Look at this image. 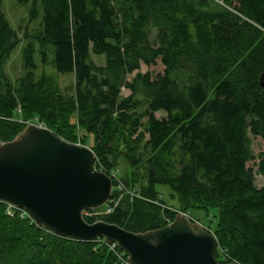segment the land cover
I'll return each mask as SVG.
<instances>
[{
    "label": "trees",
    "instance_id": "trees-1",
    "mask_svg": "<svg viewBox=\"0 0 264 264\" xmlns=\"http://www.w3.org/2000/svg\"><path fill=\"white\" fill-rule=\"evenodd\" d=\"M15 1L30 5L29 21L41 19L37 31L28 35L24 30L19 37L0 0V141H11L24 130L18 122L23 114L24 120L47 124L66 142L76 143L65 132L68 124L58 120L61 102L56 101L55 110L40 108L27 117L25 105L17 112L18 91L29 100L50 93L34 71L36 56L46 65L51 54L56 72L75 81L77 124L71 132L77 126L85 132L84 146L92 137L89 148L97 170L113 177L111 200L84 214L87 223L101 220L132 233L162 228L177 214L156 190L157 184L166 185L180 196L179 212L217 211L210 218L214 226L206 229L217 239L218 262L264 264V187L254 185L255 174L264 176V152L254 155L250 139L264 141V90L259 85L264 0ZM23 41L26 72L15 92L5 66ZM92 56L104 58V65ZM157 61L162 74L139 72L141 65ZM122 89L129 95L122 96ZM158 112L166 116L157 118ZM122 156L130 168L124 175L116 171ZM139 168L145 171L142 185L131 179ZM108 206L111 211L105 213ZM63 242L97 243L98 261L80 253L67 262ZM124 260L127 256L117 246L111 250L102 239L55 236L18 211L8 215L7 204L0 202V264Z\"/></svg>",
    "mask_w": 264,
    "mask_h": 264
},
{
    "label": "water",
    "instance_id": "water-1",
    "mask_svg": "<svg viewBox=\"0 0 264 264\" xmlns=\"http://www.w3.org/2000/svg\"><path fill=\"white\" fill-rule=\"evenodd\" d=\"M264 90V72L259 77ZM113 177L97 170L94 152L49 129L29 124L13 140L0 141V202L24 210L55 236L116 245L128 264H222L217 239L178 212L166 226L132 233L104 221L87 223L84 212L111 200ZM227 264H236L230 262Z\"/></svg>",
    "mask_w": 264,
    "mask_h": 264
},
{
    "label": "rangeland",
    "instance_id": "rangeland-1",
    "mask_svg": "<svg viewBox=\"0 0 264 264\" xmlns=\"http://www.w3.org/2000/svg\"><path fill=\"white\" fill-rule=\"evenodd\" d=\"M30 5H22L18 4L15 0H3L2 3V10L5 13L11 27L17 32L19 37H22L23 32L25 30V33L28 35L37 31L39 28V22L41 19V15L33 21H29L28 19V13H29ZM26 44V41L21 42V44L17 47L15 51L11 54L9 60L6 63L5 66V73L7 77L11 80L12 84L11 86L13 89L18 88V81L20 78L24 77L25 75V68L22 64V58H21V51L23 46ZM93 61L97 65H104V58L102 57H94L92 56ZM52 59L53 56L50 54L49 59L47 61L46 65H42L40 58L36 56V64L37 68L34 71V77L36 80L42 78L45 80L46 85L50 89V93L43 92V94L39 95V97L36 100H29L27 97H25V94L23 92L18 91V99H20L19 106L17 108V112L20 114L22 113V108L25 105V108H23V111H25V117L29 116L30 111H37L40 108L45 110H55L54 104H56V101L61 102L62 104V111L59 112V119L61 121H64L66 124H68L67 128L65 129L66 134L71 135L73 137V141H75V144L82 145V139L85 136V132L78 128L76 131L71 132L75 126H76V119L77 115L74 111V78L70 74H59L56 72L54 66L52 65ZM164 71L163 65L160 63V61L156 62V65L146 67L145 65L140 66L139 72L146 73L149 72L153 77L162 74ZM134 75H130L128 77V80H131ZM129 92L127 90L122 89V96H128ZM61 106V105H59ZM21 108V111H20ZM45 115V113H44ZM157 118L165 117V113L158 112L155 114ZM45 118V116H44ZM54 118V117H53ZM37 118H35L36 120ZM19 120V119H18ZM22 124H24L25 128L29 124H37L41 125L42 127L47 128V124L44 123H35L30 121L24 120V116L22 114L21 119L18 121ZM73 127H72V126ZM51 126V125H50ZM71 126V128L69 127ZM24 128V129H25ZM89 146L92 145V137L89 136ZM251 139V149L252 153L254 155H257L259 153L264 152V141L260 138H255L250 136ZM73 144V143H71ZM89 146H85L88 147ZM126 151H124V154ZM97 162V159H96ZM248 166H253L252 163H249ZM138 170V171H137ZM256 170V167H254V171ZM118 171L121 172L122 175L130 172V168L127 164L125 157H120L118 160ZM133 171H137L135 173L136 175H133L131 177L132 181H137L138 184L142 185L144 184V181H142V176L145 174V171L141 168L135 169ZM254 185L256 188L260 189L264 187V176L261 174H255L254 175ZM114 187V186H113ZM123 191V187L121 189ZM156 190L159 192L161 196V200L164 202L166 207L170 209L172 212H179L182 208L180 205V196H176V194L166 185L157 184ZM187 215L193 220V227L196 226V224H201L204 228H208L210 226H214V224H210V218L217 216L216 210H210V214L206 215V213L201 209H192L190 210ZM101 221V220H98ZM198 223H197V222ZM195 222V223H194ZM44 230V229H43ZM46 231V230H45ZM213 234V233H212ZM92 246H82L80 244H76L73 242H67L62 243L63 246V252H64V259L67 262H72L77 256L80 255V253L85 254L87 253L89 255L90 262H97L99 258L100 251H97L94 249L95 245L97 243H92Z\"/></svg>",
    "mask_w": 264,
    "mask_h": 264
},
{
    "label": "built area",
    "instance_id": "built-area-1",
    "mask_svg": "<svg viewBox=\"0 0 264 264\" xmlns=\"http://www.w3.org/2000/svg\"><path fill=\"white\" fill-rule=\"evenodd\" d=\"M118 189H122V186L119 184V186H118ZM132 196V195H131ZM15 211H18L19 212V215H20V217L21 218H28V219H30V217H29V215L24 211V210H20V209H17V208H15V207H13V206H11V205H8L7 204V214L8 215H10V216H12L13 215V212H15ZM111 211V207L110 206H108V208L105 210V213H109ZM88 212V211H87ZM87 212H84V214L85 215H90V213H87ZM97 214H99V213H97ZM31 220V219H30ZM32 221V220H31ZM195 223V222H194ZM106 244V243H105ZM107 245V244H106ZM109 247H110V249L111 250H113L115 247H116V245H114V244H112V245H108ZM121 260H123V258H121ZM124 264H128L127 263V260L125 261L124 260Z\"/></svg>",
    "mask_w": 264,
    "mask_h": 264
},
{
    "label": "crops",
    "instance_id": "crops-1",
    "mask_svg": "<svg viewBox=\"0 0 264 264\" xmlns=\"http://www.w3.org/2000/svg\"><path fill=\"white\" fill-rule=\"evenodd\" d=\"M199 224V223H198Z\"/></svg>",
    "mask_w": 264,
    "mask_h": 264
}]
</instances>
